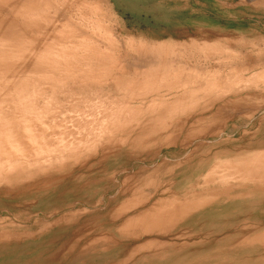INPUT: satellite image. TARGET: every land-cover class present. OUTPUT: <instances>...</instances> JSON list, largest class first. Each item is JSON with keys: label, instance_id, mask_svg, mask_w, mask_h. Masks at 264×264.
Wrapping results in <instances>:
<instances>
[{"label": "rangeland", "instance_id": "1", "mask_svg": "<svg viewBox=\"0 0 264 264\" xmlns=\"http://www.w3.org/2000/svg\"><path fill=\"white\" fill-rule=\"evenodd\" d=\"M2 1L3 3L0 0V28H1L0 41H2L0 49L2 47L3 49H5L4 48L5 45L3 41L5 42L7 41V43L9 44L12 41V39L16 37L18 38V40L13 39V42L11 44L14 45V40H17L19 42L20 38H22L23 39L22 42H24V40H26L27 38L26 41H28L29 44L28 42L26 44L28 46H30V43H33V46L35 48L36 44L34 43L38 41L37 42L38 46L36 47V49L38 48L40 52L41 50L42 52H44L43 50L44 48L42 47L41 49V44L39 46L38 43H40L41 41L45 42L48 39V37L56 36L58 33L53 35L49 33L52 31V29H54L53 31H56V29L58 30V28L55 29V26L59 27V29H61L60 28L61 26L63 29L58 31H61L60 33L65 32L63 35L66 34L68 35L69 33L68 35L69 38L67 37L66 38L67 40L70 39L72 42L68 40L69 43L67 44L66 39H61L62 37L63 38L65 37L61 34L62 37L60 39L62 40V43L64 40V43L66 44L60 46L58 43L53 41L52 38V41L51 40L50 41L55 43V45L54 43H52L54 45V48L56 45H59V47L57 46L56 47L62 49L63 51L66 50L64 51L65 54L67 52L72 51V54L70 55H72V58H74L73 55L76 56L77 58V59L75 58L76 62L80 58L81 59L85 58V56L88 53L91 54V57L89 54L88 55L90 59L89 62H87L89 60L87 57H86L87 60L86 58L83 59L84 62L83 60L82 62L81 60H79L78 62L79 65L76 64V62L75 63L73 62V64H76L80 68L83 67L82 69H80L79 67L78 69H76L77 66L74 67L75 65H72V63L70 62L72 61L70 60L71 56H69V58H67L68 56H66L68 53L65 55L66 57H63L64 61H66L65 58H67V62L65 63H67L68 66H66V68L68 67L67 69L69 71L70 69L72 70L73 68L75 70H80L78 71L79 73L76 75L77 78L72 76L73 79L71 80L74 81V83L72 84V81L69 80L71 78V76H69L71 75V73L69 74L68 70H66L64 67H63L64 69L63 68L62 69L64 71H67L68 75H66L65 72H62L63 70L60 71L61 73L59 71L53 73L54 70H51L53 71V72L50 71L51 73L49 71L47 72L46 69L48 67H46L45 69L44 66L45 64H49V63H47L48 61L47 62L45 61L46 62L45 63L43 61L44 59L40 60L42 62L33 60L35 62L32 61L33 63H29L33 58L36 59L35 57H37V56L33 57L35 54L31 53L34 50L33 46L29 47V49L31 48V52H30L31 54L29 55L30 59H31V55L33 54L32 56L33 58L30 61H28L29 56L27 55L29 54L28 52L29 49L27 51L26 49H24L26 52H28L26 53V57L28 58L27 59L25 56H23L25 54H22V52L20 54V51L22 50H21V46L17 44L18 43L17 41H16L17 43L15 42L16 44L14 46L9 45L16 50H12L13 51L12 52L10 48L9 49L6 48L7 52H3V53H8L9 50V52L11 51L12 53H14L16 51L14 55L10 53L13 55V57L11 55V57L13 58L12 60L13 62L17 60L18 56L27 59L26 63L23 62L24 61L23 58H21V60H23L21 63L18 62L19 60L18 59L17 62L20 65L18 64L14 66L12 63L11 66L7 67V65H5V63L7 62L6 59H8L9 61L7 62V64L10 65L11 62L9 60V58H11L9 57L10 55L8 56V54H6V57L7 56L8 57L4 58L3 56L5 54L4 55L0 54L1 57H3V58L0 57L1 60L3 59L6 61L4 62L2 60L4 62V65L7 67L6 70L8 69L7 71L5 70V66L1 64V60H0V64L1 66H3V68L1 69H3L4 72L5 71L7 72V74L5 73V76L3 77L4 73L0 69L1 70L0 72H2L0 73V75H2L0 76V80L2 79L1 81H3L4 79H6L5 84L8 83V80L10 82V79L11 81L13 79L14 81L15 79L17 80L19 79L18 80L19 82L22 81V78L23 81H25L26 83L27 80H25L24 78L30 77L31 79L32 77L34 81L31 80L30 82V79H28L29 80L28 85L29 83H31V87L33 86L34 89L37 90L33 92L39 93L38 95L40 96L42 95V93L39 92V90H41L42 87H44L42 89L49 87L48 89L45 90H50V91L44 93L45 95L47 94L49 97L46 95L47 96L46 98L44 95L43 101H45L48 98L51 100L52 96H50V94L51 92H53L52 90L56 91L59 89L58 92L56 91L57 93H55L57 97L55 94L53 95L54 97L53 102H55V97H56V102H57L56 103L57 105L55 104L56 108L55 105H53L54 103L52 104V101L50 102L49 100H46L47 102L48 101L49 102L47 103V105H45L46 102L43 103L42 100L39 101L38 99L39 97L37 98L38 101L36 100V103L33 102V100L32 103L33 104L35 103V105L37 104L36 106L33 105L34 108H36V110H38L39 104L43 103L44 105L43 106L44 108L42 107L43 111L38 112V114L42 113L44 115L43 116L41 114L43 118L45 117L44 119L41 118V120L43 119L44 121L46 118H50L51 116L53 120L52 124H55L54 122H56L57 124L59 122L61 124V121H64V119L66 121V122H62V124L64 125L63 128H62L63 125L60 124L55 125V126L60 125L58 129L57 127L53 128L54 130L57 129L56 131H54V136L61 135L60 138L54 137L52 134L53 133L52 130H51L52 133H50L48 129V128L51 129L49 125L53 126L50 123L52 122V120H50L51 118L49 119L50 121L49 123L46 121L48 119L45 120L47 123H43V122L40 123V125L41 124L44 125V126L42 125L43 128L40 130L44 131L45 129L46 131L47 129L48 131L46 132H49L48 138H45L46 140H43V142L45 141L44 143H46L47 140H49V136L52 135L51 136V138L53 137L52 139L55 138L54 140H56L57 138L58 139L57 141H59V139L60 141L61 140L63 141L64 149L62 148V151L64 150L66 151L67 148L65 147H68L67 152H64L67 153L68 156L62 154L63 152L61 153V151H59L61 154L56 152L59 155H61L59 157L58 156L55 157L54 153L52 154V156L49 158V163H48L51 166L46 167L47 168L46 171L40 172L41 170L39 168H36V166L39 167L42 164L41 162H38V164H36V166L31 169L33 173H30L31 174L30 176L25 178L26 175L24 176L21 175L19 177L21 179H16V180L14 179V184L12 185L13 187H17L22 184L27 185V187H29V190L25 195L23 194L21 195L22 197H18V199H16V206H14L15 208L11 207L8 199H6L3 196H0V234L2 233L0 236L4 238L6 236L12 237V238L11 237L5 238L6 240L7 239L9 240L6 241L8 243L4 242L5 241L4 238H2L4 239L3 240L4 243L0 241V264H264V253H263L264 242L263 243L260 242L261 239L263 241L262 237H264V194H263L264 190H261V188L264 185L263 184L264 170H262L264 169V165L263 167L261 166V163L264 164V162L262 161V159H264V0H162L163 5L161 7L150 6V7H145L144 9L131 6L130 3H128L125 0H70L69 4L73 2L72 5L69 4L65 5V3L63 2L64 0H62L64 5L61 6H58L57 4V2L59 3L61 2V0L60 1L53 0V2L57 4V7L58 8L60 7V10L64 13H61V11L57 9L56 5L54 6L55 3L53 4L52 0H51V4L49 5L48 3L50 2L48 0H45L46 3L44 5H42V2L38 3L40 2V0L37 1L30 0L35 3L37 2L39 4L38 6L39 8L41 4L43 6V7L41 6V8L46 7L48 8L49 11L54 10L51 9V7H50L51 10L49 9V6L53 4L52 7H55L56 8L55 10L57 12L58 10L60 11L58 12V15L59 13L62 14L58 16L56 11H53L54 13H56L55 14L56 16L52 18L53 16L52 12H49L48 15V12H46L48 10H46V8L42 10L41 8L40 9L38 8L39 12L43 10L46 12L45 13L43 11L40 14L38 11H36L38 13L36 14L35 9L37 8L34 9L33 13L36 15H42V13L43 14L45 13L44 15L47 14V16H43L45 17L44 22L50 19L49 20L50 23L51 22L53 23L54 26L52 25L53 28L51 29L50 28L51 24L48 21H46L48 22V24H50L49 28L51 30L50 29H49L50 31L48 30L49 33L46 32L47 30H45V33L43 32L44 31L43 28H45L44 26L45 24L43 25V22L39 23L40 20L39 21L37 20L38 22L37 25L41 24L43 26L41 28L40 25V29L38 28L39 30L35 29V27H37V25L35 24L36 22H33L34 26L36 25L35 27L29 26L31 21L28 20L27 22L25 20V17L27 15L23 13L25 8L27 7L25 6L27 4V1L26 4L24 3L25 2L24 0H21L22 2L19 0H15V1L12 0V2H10L11 0H8V3L10 2L9 4L5 3L6 0L5 1L2 0ZM35 3L33 4L37 5ZM46 4L48 7L45 6ZM19 5H21L20 8L16 10L15 8H18ZM34 5L32 6L31 4L32 9ZM11 6H13L12 8L14 10L11 8ZM21 7L22 8L24 7L23 8L24 10L21 9ZM31 8L29 5L27 7V10H31ZM20 9L21 11H23L22 12V14H24L23 16L20 15L21 12L20 14L18 12H17L18 14H16L15 12V10L19 11ZM31 11H28V13H30ZM33 13L29 14L27 19L33 16ZM48 16H50L51 18ZM33 17L38 19L37 17H42V16L35 17L34 15ZM55 17L57 21L54 20ZM34 18L33 19L30 18V19L34 20ZM55 21L57 22V24ZM23 22L25 23L26 26H24ZM72 22H74L76 26L73 25ZM69 23L71 25L70 27H69ZM47 26L48 25H46V27ZM4 27L6 29H4ZM30 28H32V30ZM3 29L6 31H2ZM19 30L23 31L22 33L23 35H25V38H23L24 36L22 37V34L19 35L20 33ZM36 30H38V33ZM40 30L43 31L39 33ZM53 31L51 33H53ZM18 36L21 37L19 38ZM11 37L13 38L8 40V38ZM40 39L41 41L39 42ZM50 41L49 43L48 41H46L50 46L49 45L47 46V44L46 45L43 44L44 46H46L45 51L48 50L49 47L50 50L53 49L52 44H50L51 43ZM7 43L5 44L7 45ZM76 43H78L79 45ZM87 43L89 44L90 47H88ZM21 44L25 45V43H21ZM136 44L137 45L139 44L140 46L139 45L137 46ZM17 45L20 46V50L19 48H14ZM64 46L66 49L63 48ZM5 47H8V45ZM23 47L24 46L22 45V49ZM76 47L80 48L81 50L77 49ZM57 48L54 49L56 51V53L54 52V54L56 55L62 52V50L59 49L56 50ZM17 49L19 51H17ZM139 50H141V52L144 50V52H146V55L144 56L146 57H144V59L142 58L139 62L137 61L134 62L135 61L134 59H136L137 56L136 51H138L139 53ZM51 51L52 54L50 52H49L50 54H48V51H46L47 53L45 52L44 53L41 52V53L42 55L45 54L44 57L47 54L49 56L51 55L50 57L47 56L48 60H50L51 57H52L51 59H55V60L58 59L55 58L57 56L53 54V50ZM108 51L111 53V55L109 54ZM17 52H19L18 56L15 55ZM38 52H36V55L38 54ZM73 52L76 53L78 52L79 55H77L78 53L74 54ZM92 52L94 54V57L92 56L93 55ZM129 52H131L132 54ZM151 52L155 53V55H153ZM96 53L97 56H100L98 54H102L104 55L103 56L104 58H107L109 60L110 63H107L108 60L106 59L107 64L105 65L106 66L108 65L109 67V69L107 67V70H109L110 72L107 75L108 76L110 75L109 79L112 80H109L107 76L105 77V79L103 77L102 78L100 77L104 75V73L102 72L106 73L107 70L102 69L105 67L100 66V64L99 66H96L97 63L95 62L99 60L98 59L99 57L97 58V56H95ZM156 54L159 55L160 58L159 56H156ZM62 55L63 53L60 54L61 57ZM40 56L41 55L39 53L38 58H40ZM77 56H80L79 59ZM14 57L16 58V60ZM91 59L93 60L92 62ZM110 59L112 60V62ZM152 60L154 62L153 65H152ZM57 61L60 62V60ZM17 62H15L14 64H16ZM43 62L45 64L41 66L42 64L39 63H43ZM130 62H132L133 65ZM36 63L38 64L35 66ZM68 63H70V65L73 67H71ZM83 63L85 64L89 63L90 64L89 66L92 69H94L93 68L94 67L93 64H94L96 66L95 69L99 67V69L101 68L100 70H103L101 72L99 70L101 75L99 73L97 74L98 79H91L92 76L90 75L91 77H89V79L86 80V82H84L85 80L82 79L80 76V74L81 75L83 74L82 71H84V69L86 70L85 67L86 65ZM111 63L113 65H111ZM22 64L23 66L25 65L23 68L21 66ZM56 64H58V62ZM56 64L53 63L50 66L55 68V66H57ZM59 64H61V67L64 66L62 65V63ZM135 65L136 67H134ZM110 66L112 68H110ZM116 66L119 67L117 69L120 71L116 69ZM40 67H44L42 68L43 72H40L42 71ZM50 68H48V70ZM153 68H154L153 71H155V69L159 70V68L164 69V70L163 69L159 70L163 72L162 74L160 72L159 75L160 77H158V78H162L163 80L154 77V79H157V81L160 80V82H157L156 80L155 82H153L154 79H152V81H149L147 77H145L144 74H146V76L148 74L150 75L154 74V72L152 71ZM57 69L55 71H57ZM157 70L155 72H159ZM150 71L152 73H150ZM164 71L167 73H165ZM44 72L45 75L41 76L43 75ZM10 73H12V75H8ZM47 73L48 76H46ZM59 73L61 75H63L62 73H65L63 76L69 77V78L67 77L66 79H68L69 82L70 81L71 82L70 84L68 83V85L66 82L67 86L69 85L74 86L76 83L77 85L74 86L75 88L73 86L66 88L64 84L63 86L64 88L59 86L57 89H54L57 86L55 85L54 82L64 80L62 82L65 83L66 80L65 78L60 76ZM13 74H16L17 76ZM30 74L33 75L30 76ZM37 74H39V76H37V78L39 77L38 80L40 79V77L41 78L45 77L46 79V77H49V75L52 77L53 76L56 77V75H58L57 80L54 77H53L54 79L52 77L49 78L48 81L45 79L42 80L40 79L44 83L45 82L49 83L50 81L49 85L51 84V82L54 81L53 82L54 87L52 85L49 86L46 83L45 84L42 83L43 85L42 86L40 84L41 81L39 82V85H37L36 83L38 81L35 82L37 78H33L34 75L36 77ZM91 74H93V72H91ZM158 74L155 73V75L157 76ZM165 74L168 76H166ZM164 75L167 78L169 77L168 81ZM162 76H164V78ZM59 77L60 78L62 77L63 79L61 78L62 80H60ZM78 78L80 80H78ZM114 78H116L117 81ZM165 78H166L165 83L166 81L168 83V86L167 84L165 85L167 86L166 88L163 85L165 84L164 83ZM50 79L53 80L51 81ZM99 80L103 81L102 85H101V81ZM23 81L19 82V84L21 83L20 87L22 89H23L22 87ZM80 81L81 83L84 84L89 81L88 83H90L92 86L88 83L87 84L89 86L87 84H85V86L83 84L80 85ZM108 81H110L109 84ZM132 81H134L133 84H131ZM3 82L0 83V88L1 86L5 87V84L4 85L2 84ZM18 82H13L14 84L15 83L17 84L14 85L15 86L14 92L16 93L17 96L19 95L21 97L22 95L24 96L25 93L22 92H19L20 94L17 93V91H21L20 90L21 88L18 86ZM126 82L127 85L125 89ZM148 82L150 83V86L153 82L152 86L154 84L157 85L159 83L161 85H157V86H161V87L158 88L156 85L154 87H150ZM175 83L179 87H177ZM32 84H35L37 86L41 85L39 87L40 89L39 90L36 89L35 87L37 86ZM99 84L101 85L100 87ZM12 85L10 86L13 87ZM140 85H142L143 89L144 88L145 89L143 90L142 86L140 87ZM10 86L8 83V88H6L7 87L6 86L5 87L6 89L3 88L2 89L8 91L9 93L11 92L10 96L12 98L13 96L12 94H14V92L12 93V91L14 90V88L12 90L11 88H9ZM16 86L20 89L17 90L18 88ZM146 86L148 88H152V91H150L151 89H149L148 91V89H146L147 88ZM29 87L27 88L26 86L24 89V91L26 90L27 92H29L28 94H26V100L28 97L32 95L35 96H32L31 99L37 97V94L30 92L31 88L29 89ZM33 87L32 90H34ZM88 87L93 88L94 90L93 89L90 90V88ZM155 87L158 89L155 90ZM78 88L80 89V91ZM2 89H0V91ZM69 89L71 90V92H67L69 91ZM64 90L65 92H63ZM77 90L79 91V94L81 93V95L87 92L86 94L87 96H89L88 97L89 101L91 100L99 101L98 104L96 105L93 102L94 104L93 105L92 103L88 102L87 98L84 99V97H87L86 94L85 96L83 95L82 99L80 98L76 99L75 97H81L77 93L78 92ZM42 91L45 92L44 90ZM59 91L60 94H62V96L59 94ZM74 91L77 92L75 93ZM89 91L91 92V94L93 93L92 96ZM124 91L127 95L131 92H132L131 94L133 95L129 94L128 96H125L123 94ZM145 92L147 94H145ZM30 93L31 95H29ZM63 93L65 95L71 93L72 96L71 94H69L70 96L68 95L71 100H68L69 98L67 97H65L66 100H64L65 98L63 97ZM88 93L90 95H88ZM58 94L63 98V100ZM27 95L29 96L27 97ZM17 96H13V97H17ZM58 96L59 99H57ZM20 97L18 98L20 99ZM18 98L17 100H19ZM72 98L73 99L75 98L77 100L76 101L74 99L76 103H74L75 101L72 100ZM23 99L24 98H22V100ZM83 99L85 100L86 103L85 102L82 103V101L80 102V100ZM28 101H29L28 103L31 105L32 104L31 100L29 99ZM58 101H60V103H58ZM61 101L63 103L67 101L70 104V107L68 103L67 105L62 104L66 106V108L60 105L62 103ZM104 101L107 102V104L102 105L104 104ZM77 102H80L82 105ZM84 103L87 106V108L90 107L88 109L89 112L86 110V106L84 105ZM121 103L125 105L124 108L122 107L123 105H121ZM153 103H155L154 106ZM49 104L51 108L52 107L54 108V109L51 108L49 109L53 111L52 113H54L56 110L55 113L57 114V117L58 115L60 116L58 117L59 119L56 117V114H54L55 117L57 118L56 119L53 116V114L50 113L51 111L49 112L50 114L47 113L48 116L50 115L49 117L47 116V114H45L47 111L45 107H49ZM75 104H77L78 109H76L77 106ZM168 105L171 106V108ZM58 106H60L61 110L60 108H58ZM95 106L96 109L94 108ZM102 106L103 107L110 106L109 108L110 110L111 107L113 106L112 114H110L111 113L110 110L109 112H107L108 108H106L107 111L105 108L104 109L101 108ZM151 106L153 107L156 106L155 110ZM178 106L179 108L182 109H184V107L186 106L187 110L178 109V111L174 112V110L176 109V107L178 108ZM163 107L166 109H164ZM73 108L76 111L78 110L77 111L78 113L76 112L77 114L74 113L75 111L74 112L72 111L74 110ZM81 108L82 111L85 110L89 114L91 112L90 114L91 117L89 118L88 116L90 115L88 113L86 114V112L83 113L88 115L87 117L84 116L85 114L83 113H82L83 115H81V113H79V109ZM92 108H94L95 110H93ZM97 108H99L98 109L100 110L99 112L96 111ZM116 108L117 109L119 108L117 114H116L117 111ZM120 108L123 109L124 112L127 111L125 114L129 115L132 113L131 115L134 118L130 115L129 119L132 117L131 121H133V123L135 120L138 122L140 121L139 124L135 123L137 126L135 125V127H133L134 125L131 124L132 123L131 121L130 124L128 120L124 121L123 118L125 119L126 116L124 117L125 115L124 113L119 114ZM128 108H130L131 111H129L130 109ZM45 109L46 111L44 113ZM64 109H66V111ZM102 109L104 112L102 111ZM132 109L134 110L137 109L135 111L136 112L138 111L137 112L138 116H136L137 113L134 110L133 112ZM139 109L141 112H139ZM151 109H153V111H156L157 109V111L160 113L158 115V112L156 111V114L160 118L154 117L156 116L154 115L155 112L150 114L152 112ZM57 110H60V113L63 111L61 115L60 113H58ZM69 110L73 114H71ZM172 110L174 112L173 114H172ZM30 111L34 113L32 110ZM30 111L29 113L31 115ZM146 111L148 112L151 111V112L148 113ZM92 112L95 114V116H92L93 114ZM108 113L110 115H108ZM113 113H115L116 115ZM135 113H136L135 115L136 117L133 115ZM147 113L150 116H148ZM162 113L165 114L166 117L170 116V113L172 114V116H170V120L164 119L165 121L163 122L165 123L162 122L163 124H160L159 122L162 121L160 114L163 115ZM38 114H35L37 119L38 116H41ZM65 114L68 117V119L65 116ZM78 114L81 116H78L80 118L77 120V117L75 116ZM111 115H112V119H114L115 117L116 118L112 120L110 118ZM119 115L121 117H119ZM70 116L71 117L73 116L74 118L73 117L72 118L74 120H77V122L73 121V119ZM82 116L84 117L82 118ZM165 116L164 118H166ZM92 117L95 118L96 120L92 119ZM117 117L121 122L117 119ZM150 117H152V120H150L151 119ZM53 118H55V121ZM108 118H110V120H108ZM154 118L156 119L158 118L157 119L158 121L155 122L156 119L153 121ZM91 119L94 122H92ZM39 120L37 122L38 124L39 122H41V120L40 121ZM104 120L105 121L108 120L109 123L112 120V123L107 124L108 123L107 121H106L107 123H104L105 122ZM117 120L119 122H117ZM98 121H99L98 124H100V121L103 123V124L101 123L100 126L102 127L99 130L98 128H96V126L99 127V125L98 124L96 125L95 123ZM71 122L74 123L72 128H71L72 125ZM85 122L87 123V125ZM89 123L91 124L90 128L93 129L87 127ZM112 124H114L115 127L111 128L112 126H114ZM122 124L123 125L126 124L129 128L127 126H124L122 128L121 127ZM92 125H96V126L93 127ZM109 125L112 131L115 130L114 133L115 132L119 133L118 135L117 133H115V135L113 136L114 133L110 132L109 134L110 136L108 135L110 142L107 140L108 138H106L107 134H103L102 132H100L101 130H103V132H105V130L106 132L109 131L110 129L108 127ZM156 125L159 127H156ZM103 126L105 127V130ZM142 126L144 128H142ZM160 126L163 128L162 130ZM120 127H121V131H120ZM64 128L67 130L65 131ZM106 128L109 129L107 130ZM127 128L129 131H127ZM147 128H149L150 131H147L148 130ZM158 128L160 129V131H158L159 130ZM94 129L95 131H92ZM152 129L155 130V132H153L155 133L154 134L155 136L151 133L153 131ZM59 130H62L64 132ZM96 130H97V135H94L96 134ZM46 132L44 133V135L47 134ZM55 132H57L58 134L55 135ZM61 132L63 134H60ZM125 132H128V135ZM147 132L152 134V136ZM101 133L103 134V137L100 138ZM91 134L93 135L90 136ZM41 135H43V133ZM98 135L99 137H97ZM141 135H143V137L145 138L143 139L140 138ZM149 135L151 136V139L153 141L149 138ZM146 137H148V140ZM69 138L72 139V141L69 140ZM74 139L75 141L73 142ZM94 139H100L97 141V143L99 144H95L93 142L95 144L94 145L92 142H90L93 141ZM121 139H123L122 140L123 143L120 141ZM80 141L81 144H83L85 141L86 145L83 144L84 145L83 146L77 143ZM94 141L96 142V140ZM149 141L155 142V144L150 142V144L147 145V147H141V146H146L145 144H148ZM118 142L119 144H116ZM103 143H105L106 145H103ZM111 143L114 144V146L112 145L113 147L111 146ZM90 144L94 145L95 147L90 146ZM57 145L58 147L60 146V148L62 147L60 144ZM78 145L81 146L80 148L83 149L86 148L87 150L89 149V151H85L84 154L83 153L84 150L83 149L79 150ZM117 145L120 147H118ZM137 147L138 148L141 147L145 149L141 150V148H139L140 150H137L138 149ZM70 149L73 150L71 152L74 154L78 153V151L81 154V156L80 154L79 156L78 155L76 156V154L74 155L75 158L79 157L76 162L77 164L75 163L76 160L73 161L75 159L74 156L73 158L71 157L73 154L70 153ZM107 150H110V152H107ZM91 151L94 152L96 151L95 153L92 152L93 156L92 154L89 153ZM102 151L103 152L105 151V153L101 154ZM89 154L91 156H89ZM64 155L67 158L71 157V159H73L72 160L73 163L71 162L70 158H68V160H70L69 162L68 161L66 162L67 158H65L64 161L66 163L64 161L63 163L62 159L65 157ZM87 156L90 158L88 159ZM251 156L255 158H252ZM99 157L101 158L103 157V158L99 159ZM59 158H61V160ZM84 158H86L87 160L85 159L86 160L85 161ZM97 158L99 160H97ZM242 158L244 159L245 162L247 163L250 162L251 164H254V162L255 163L259 162L257 166L259 168L260 166L262 167V169L260 168L261 173L263 172L262 175L260 176V173H258L255 177H254L255 175L254 173H252L251 175L252 178H259V180L258 179L256 180L257 182L259 181L258 183L251 180L252 182H248V185L246 184L243 187H241V191H238V187L237 189L235 188L234 190V188H232L233 185L231 186L229 183L227 185H221L219 188H217V185L220 184V181H218L219 179H216L218 177H215V180L213 179L214 182L212 179H209L212 182V184H208L210 183L208 180H207L208 182H206L205 184L204 182L206 178L205 176L208 173H210L209 170L213 169V167L216 168L222 165L224 162L225 164H227L226 162L229 161L237 162L236 160L238 159L242 161L243 160ZM54 159L57 162L53 161ZM59 160L63 164V167H61L62 164L59 163ZM79 160L80 163H78ZM55 162L58 163L57 165L61 164V166L60 165L59 166L62 168V170L59 166H57L59 167V169L56 168V165L53 166ZM70 163L72 167L70 166L65 167L66 166L65 164L70 165ZM91 163L92 165L94 164L93 167ZM258 167L257 170H259ZM51 169L52 171L53 170L56 171V169L60 171L57 170V173L54 172L53 174V172H51ZM31 170H29V172ZM48 171H50L49 174ZM22 176L24 177V179ZM41 178H48L46 184H44L43 186L39 185L40 183L37 184V182ZM261 181L263 185L261 184ZM254 182L256 184H254ZM10 183H12V181L6 183H4L3 181L1 182V186L2 185L3 187L7 186ZM257 184L258 187L259 184L262 185L259 187V190ZM51 186L54 188L52 189ZM254 187H256L257 190H255L256 188ZM252 189L253 191L255 190L257 192L256 193L255 191L253 192ZM239 192H241L242 195L245 197H242ZM236 193L239 197L236 195ZM245 194L246 195L250 194V195L246 196ZM232 195L235 196L236 199L235 197L233 199ZM201 198L204 199V201ZM205 198L207 200L212 198L211 199L212 201H207V200L205 201ZM199 199L200 201H198ZM30 200L33 202H31ZM195 201L196 202L198 201L197 202L198 204L195 203ZM207 202L212 205L216 204L214 208L213 207L211 208L212 210L208 211V214H206L205 209L200 208V206H202L201 204L203 203L206 204ZM196 204L198 206H196ZM182 205L184 208L182 207ZM184 205L186 206V208ZM165 206L168 208H166ZM189 206L191 211H189L188 209ZM43 208L46 209V211ZM181 209H183L184 211L186 209L189 212L185 211L186 215L185 214L183 215L182 212L184 211H182ZM155 211H157L158 213ZM53 212L55 213L53 214ZM159 212L161 214H159ZM179 212H181V214ZM169 213L171 214L173 213V215L171 214L169 215ZM174 213H176L177 216ZM61 215H62V220L58 219L59 220L58 221L57 218H61ZM158 215L160 216L158 217ZM157 219H159V221ZM160 220L164 221V224H162ZM165 221L167 222L165 223ZM13 224L16 226H14ZM20 234L21 236H19ZM22 234H24L26 238ZM15 235L16 236L18 235L19 237L18 240L15 239L17 238L14 237ZM249 236L250 238H247ZM2 239L0 238V240ZM15 240L17 241V243L12 242ZM22 240H24V242ZM259 242L261 243V245L262 244L263 245L261 246Z\"/></svg>", "mask_w": 264, "mask_h": 264}, {"label": "bare ground", "instance_id": "2", "mask_svg": "<svg viewBox=\"0 0 264 264\" xmlns=\"http://www.w3.org/2000/svg\"><path fill=\"white\" fill-rule=\"evenodd\" d=\"M4 1H5V0H4ZM6 1H7V2H6ZM6 1H5L6 4H9L10 2H12V0H11L9 3H8V0H6ZM14 1H15V0H14ZM19 1H21V0H19ZM24 1H25V2H24L25 4H26V1H27V4H28V5H27V4H26V5L23 4V5H25V6H27V7L30 5V8L34 5L33 3H35V2H32V1H35V0H32V1H30V0H29V1H28V0H24ZM36 1H37V0H36ZM43 1H44V2H43ZM48 1L50 2V3H48V5L51 4V0H48ZM48 1H47V2H48ZM59 1H60V0H59ZM65 1H66L67 3H66ZM68 1H69V2H68ZM1 2L3 3L2 0H1ZM21 2H22V1H21ZM41 2H42V5H44V4L46 3L45 0H42V1L40 0V2H38V3H41ZM52 2H53V0H52ZM63 2L65 3V5H68V4L70 3V0H64ZM63 2H62V0H61V2H59V3L57 2L58 6L64 5ZM5 3H4V4H5ZM29 3H30V4H29ZM38 3H37V2L35 3V4H37V5H34L33 9L31 8L32 11H31V10H27V7L25 8L26 11L23 9L24 7H23V8L21 7V9H23L24 12L21 11V9H20L19 11H16L17 9L20 8L21 5H19L18 8H15V7H14V8L16 9L15 12H16V14H18V13L20 14V12H21L20 15H22V16L24 15V14H22V12L25 13V15H27L26 17L24 16V17H25V20H26L27 22H28V20L31 21L30 24L32 23L31 25L29 24L30 27H31V26L33 27V26H34V23H33V22H36L35 24L37 25V24H38L37 20H38V21L40 20L39 23L43 22V25L45 24V25H44L45 28H43L44 31H43V30H42V31L45 33V30H47L46 32L49 33L48 30H49L50 28L52 29L54 25H53L52 22L50 23V21H49L50 19H48V20H46V21H48L51 25L48 24V22H46V21L44 22L45 17H43V16H47V14L44 15L46 12H48V15H49V12H52V15H53L52 18H53L54 16H56V15H55L56 13H57V15H58V12L61 11V10H60V7L58 8V7H57V4H56L55 2H53V4L55 3L54 6L56 5L57 9L60 10V11L58 10V12H57V11L55 10L56 8H55V7H52V6H53V4H52V5L49 6V9H50V7H51V9H54L53 11H56V13H54L51 9H50L51 11H49L48 8H46V7L41 8L42 5L40 4V8H41V10L46 8V10H48V11L45 12V11L43 10V11L45 12L44 14L42 13V15H36V14H38L36 11L39 12V9H40V8L38 7V6H39ZM60 3H61V4H60ZM31 4H32V6H31ZM72 4H73V2H72L71 4H69V5H72ZM76 4H77V3H76ZM87 4H88V3H87ZM23 5H22V6H23ZM5 6H6V5H5ZM36 6H37V7H36ZM45 6H47V4H46ZM12 7H13V6H11V8H12ZM16 7H17V6H16ZM42 7H43V6H42ZM47 7H48V6H47ZM35 8H37V9L39 8V9L37 10V9H35ZM73 8H74V7H73ZM12 9H13V8H12ZM34 9H35L36 14L33 13V12H34ZM61 9H62V8H61ZM79 9H80V8H79ZM81 9H82V8H81ZM13 10H14V9H13ZM28 11H31V12L28 13ZM43 11H40L39 14H40L41 12H43ZM99 11H101V10H99ZM17 12H18V13H17ZM26 12H27V14H26ZM97 12H98V11H97ZM32 13H33V16L35 15V17H36V16H42V17H37L38 19H36V18H34L33 16L30 15L31 17H30V16H29V17L32 18V19L34 18L35 21L32 20V19H30V18L27 19L28 15H29V14H32ZM61 13H64V12L61 11ZM85 14H86V13H85ZM20 15H19V16H20ZM59 15H62V14L59 13ZM59 15H58V16H59ZM63 15H65V14H63ZM50 16H51V13H50ZM50 16H48V17H50ZM58 16H57V17H58ZM20 17H21V16H20ZM48 17H47V18H48ZM82 17H83V16H82ZM39 18H40V19H39ZM41 18H43V19H41ZM47 18H46V19H47ZM50 18H51V17H50ZM85 18H86V17H85ZM85 18H84V19H85ZM57 19H58V18H57ZM41 20H42V21H41ZM54 20H56V17L54 18ZM26 21H25V23H26ZM56 21H57V20H56ZM56 21H55V22H56ZM58 21H59V20H58ZM55 22H54V24H55ZM60 22H61V21H60ZM23 23H24V22H23ZM25 23H24V26H26ZM46 23H47V24H46ZM72 23H73V25L76 26V24H74V22H72ZM72 23H71V24H72ZM56 24H57V22H56ZM27 25H28V23H27ZM36 25H35V26H36ZM40 25H41V24L37 25V27L34 26L35 29H38V28L40 29ZM43 25H41V28H42ZM46 25H48V26H47L48 29H47ZM49 25L51 26L50 28H49ZM52 25H53V26H52ZM86 25H87V24H86ZM90 25H91V24H90ZM90 25H89V26H90ZM38 26H39V27H38ZM67 26H68V25H67ZM67 26H66V27H67ZM70 26H71V25H70V23H69V27H70ZM75 26H74V27H75ZM27 27H28V26H27ZM77 27H78V26H77ZM56 28H58V30L63 29L61 26H60L61 29H59V27L55 26V29H56ZM64 28H65V27H64ZM0 29H1V28H0ZM4 29H6V28L4 27ZM4 29H3L2 31H6V30H4ZM30 29L32 30V28H30ZM39 29H38V30H39ZM51 29H50V30H51ZM66 29H67V28H66ZM73 29H74V28H73ZM73 29H72V30H73ZM78 29H80V28H78ZM7 30H9V29H7ZM38 30H36L37 33H38ZM50 30H49V31H50ZM53 30H54V29H52V31H53ZM58 30L56 29V31H58ZM33 31H34V30H33ZM42 31L40 30L39 33H41ZM52 31H51V32H52ZM56 31H53V33H51V32L49 33V34H52V35H53V34H56V33H58V34H57L56 36H54V37H48V39L46 40V41H48V43H49L50 40L52 41V38H53V41H55L56 43H58L60 46L63 45V44H64V45L66 44V43H64V40H63V43H62V40H61V39H66L67 44L69 43L68 40H69L70 42H72L70 39L67 40V38H69V37H68L69 33H68V35L66 34V35H67V36H66V35H63L65 32H64V33H60L61 31H58V32H56ZM65 31H67V30H65ZM80 31H81V30H80ZM91 31H92V30H91ZM19 32H20L19 35L22 34V37L24 36L23 38H25V35H23V33H22L23 31H20V30H19ZM62 32H63V31H62ZM69 32H70V31H69ZM1 33H2V32H1ZM6 33H7V32H6ZM34 33H35V32H34ZM59 33H60V34H59ZM61 34H62L63 36H65V37L63 38ZM2 35H3V34H2ZM52 35H51V36H52ZM60 35H61V36H60ZM72 35H73V34H72ZM72 35H71V36H72ZM99 35H100V34H99ZM59 36H60V37H59ZM75 36H76V35H75ZM18 37L20 38L21 36H18ZM55 37H56V38H55ZM61 37H62V38H61ZM66 37H67V38H66ZM78 37H79V36H78ZM98 37H99V36H98ZM12 38H13V37L8 38V40H9V39H12ZM46 38H47V37H46ZM46 38H45V39H46ZM50 38H51V39H50ZM58 38H59V39H58ZM60 38H61V39H60ZM89 38H91V37H89ZM6 39H7V38H6ZM13 39H17V40H18V38H16V37L13 38ZM13 39H12V41L10 40L11 42L9 41V42H10L9 44L7 43V41H6V42L3 41L5 46L8 45V47H5V46H4L5 49H3V47L1 48L2 50L0 49V51H2V52H0V54H2V55L5 54V55L3 56L4 58L6 57V54H8V56L10 55L9 57H11V55H12V54L14 55V53L16 52V51H15L14 53H12V52H13L12 50H16V49H13L12 46H14L18 41H17V40H14V45H13V44H11V43L13 42ZM20 39H22V38H20ZM20 39H19V42L17 43V44H19V45L21 46V50H22V51H20V54H21V52H22V54H25V55H23V56L26 57V53L29 52V54H27L28 56H29L31 53H34L35 55L33 56V54H32V55H31V59H32L33 57L37 56V57H35L37 60L34 59V58L31 60V59H30V56H29V57H28V58H29L28 61L31 60V62H29V63H33V62H35V61H40V60H42V59H44V60H43L44 62H45V61H46V62L48 61L47 63H49V64H45L46 62H45V63H44V62H43V63H39V64H42L41 66H43V65L45 64V66H44L45 69H46V67H48V68L51 67V68H52V69L50 68L49 70H48V68H47V69H46L47 72H48V71L50 72L51 70H54V72H53V71H51V72L56 73V72H58V71H59V72L62 71L64 68H65L66 70H68V69H67L68 67L66 68V66H68V65H67V63H65V62H67V58H69V56H71V57H70V60H72V61H70V62L72 63V65H75L74 67L77 66L76 64L79 65V63H78L79 60H81V62H82V60L85 59L86 57L89 59L88 55H89L90 53H88V54L85 56V58H83V59H81V58L79 59L80 56H77L79 60L76 62V61H75L76 56L73 55L74 58H72V55H70V54H72V51H71V52H67L68 54L66 53V54H67V55H66L65 52H64V51H66V50L63 51L62 49L57 48V47H59V45H56L57 47L55 46V48H57L56 50H58V49H59V50H62V52H61V51H60V52L63 53V55H62V57L60 56L61 53H60V54L58 53V55H56V54H54V52L56 53V51L54 50V49H55V48H54L55 43L50 41V42H51L50 44L54 43V45L52 44L53 49H51V50H53V54H54L55 56H57V57H55V58H58V59H56V60H55V59H51V58H52V57H51L50 60H48V57H47V56H49L48 54H50V53L52 54V51L50 50V47L48 48V50H46V51H48V54H47L45 57H44L45 54L42 55V53H44V52L47 53V52L45 51L46 46L43 45V44H45V45L47 44V46L49 45L46 41L44 42V41H41V39L39 40V42L41 41L40 43H38L39 46H40V44H41V49H42V47L44 48V49H43L44 52H42V50H41V52H42V53H41L40 50H38V48L36 49V47L38 46V45H37V42H38V41H37L36 43H34V44H36V45H35V48H34L33 43H30V46H28V45L26 44V43L28 42V41H26L27 38H26V40H24V42H22L23 39H22V40H20ZM55 39H56V40H55ZM43 40H44V39H43ZM59 40L61 41V44H60V41H59ZM93 40H94V39H93ZM16 41H17V42H16ZM84 41H86V40H84ZM15 42H16V43H15ZM43 42H44V43H43ZM127 42H128V41H127ZM130 42H131V41H130ZM1 43H2V41H0V46H1ZM5 43H7V45H6ZM21 43H25V45H24V44H21ZM89 43H90V42H89ZM91 43H92V42H91ZM128 43H129V42H128ZM132 43H133V42H132ZM28 44H29V42H28ZM31 44H32V45H31ZM76 44H78V43H76ZM9 45H12V46H9ZM19 45L15 46L14 48H19V50H20V46H19ZM22 45L24 46L23 49H22ZM26 45H27V47H26ZM42 45H43V46H42ZM71 45H72V43H71ZM78 45H79V44H78ZM87 45H88V47H90L88 43H87ZM111 45H112V44H111ZM136 45H137V44H136ZM138 45H139V44H138ZM138 45H137V46H138ZM2 46H3V44H2ZM32 46H33L34 50L32 49L33 51L31 52V48L29 49V47H32ZM49 46H50V45H49ZM75 46H76V45H75ZM129 46H130V45H129ZM131 46H132V45H131ZM137 46H136V47H137ZM139 46H140V45H139ZM25 47H26V48H25ZM52 47H51V48H52ZM73 47H74V46H73ZM94 47H95V46H94ZM152 47H153V46H152ZM6 48H8V49L10 48V50H11L12 52H11V51L9 52V50H8V53H3V52H7V49H6ZM11 48H12V49H11ZM61 48H62V47H61ZM63 48H65V46H64ZM74 48H75V47H74ZM74 48H73V49H74ZM76 48H77V47H76ZM92 48H93V47H92ZM122 48H123V47H122ZM137 48H138V47H137ZM137 48H136V49H137ZM139 48H140V47H139ZM24 49H26V51H27L28 49H29V50H28V52H26ZM65 49H66V48H65ZM70 49H71V48H70ZM77 49H80V48H77ZM84 49H85V48H84ZM87 49H88V48H87ZM105 49H106V48H105ZM19 50L17 49V51H19ZM49 50H50V51H49ZM80 50H81V49H80ZM141 50H142V49H141ZM141 50H139V53H138V51H136V55H137L138 57L136 56V59L133 58V59L135 60L134 62H136V61L139 62L142 58L144 59V57H146V56H144V55H146V52H144V50H143L142 52H144V53H142ZM151 50H152V48H151ZM23 51H25V52H23ZM38 51H39V52H38ZM131 51H132V50H131ZM145 51H146V50H145ZM155 51H156V50H155ZM30 52H31V53H30ZM36 52H38L37 55H36ZM49 52H50V53H49ZM57 52H59V51H57ZM78 52H79V51H78ZM78 52H77V53H78ZM82 52H84V51H82ZM88 52H89V51H88ZM108 52H109V51H108ZM118 52H119V51H118ZM157 52H158V51H157ZM10 53H12V54H10ZM39 53H40V55L42 56V58H41V56H40V58H38ZM73 53L75 54L76 52H73ZM77 53H76V54H77ZM105 53H106V52H105ZM105 53H104V54H105ZM129 53H131V52H129ZM133 53H134V52H133ZM148 53H150V52H148ZM151 53H152L153 55H155V53H153V52H151ZM92 54H93V52H92ZM109 54L111 55L110 52H109ZM131 54H132V53H131ZM152 54H150V55H152ZM13 55H12V57H13ZM15 55L18 56V55H19V52H17ZM65 55L68 56L67 58H65L66 61H64V58H63V57H66ZM77 55H79V53H78ZM98 55H100V56H97V53L95 54V56H97V58L99 57V58H98L99 60H97V61L94 60V61H96L95 63H97L96 66H99V64H100V66H104V67H105V68H102V69H104V70L106 69V70H107L108 65L106 66L105 64L110 63L109 60H108L107 58H104V57H103L104 55H102V54H98ZM160 55H161V54H160ZM8 56H7V57H8ZM20 56H22V55H20ZM32 56H33V57H32ZM50 56H51V55H50ZM50 56H49V57H50ZM92 56L94 57V54H93ZM101 56H102V57H101ZM118 56H119V55H118ZM148 56H149V55H148ZM156 56H159V55L156 54ZM162 56H163V54H162ZM0 57H1V55H0ZM3 57H1V58H3ZM7 57H6V58H7ZM12 57H11V58H12ZM18 57H19V56H18ZM18 57H17V60H18V59L20 60V61L18 60L19 63H21L23 60H24L23 62H25V63L27 62V61H26V60L28 59L27 57H26L27 59H25L24 57H19V58H18ZM43 57H44V58H43ZM90 57H91V54H90ZM93 57H92V59H93ZM107 57H108V56H107ZM151 57H152V56H151ZM153 57H154V56H153ZM1 58H0V60H1ZM11 58H9V60L11 61V62H10V65L7 64V62H9L8 59H6L7 62H6L5 60L2 59L4 62H6L5 65H7V67L11 66L12 63H13L14 66L19 64V63L17 62V60H16L15 57H14L15 60H16L15 62H17L16 64H14L15 62H13V61H12L13 58H12V59H11ZM21 58H23V60H21ZM61 58L63 59V61H62ZM87 58H86V60H87ZM97 58H96V59H97ZM159 58H160V56H159ZM38 59H39V60H38ZM76 59H77V58H76ZM92 59H91V62L93 61ZM106 59L108 60L107 63H106V61H107ZM117 59H118V58H117ZM2 60H1V64L4 65V62H3ZM33 60H35V61H33ZM54 60H55V61H54ZM57 60H60V62L57 61ZM110 60H111V59H110ZM145 60H146V59H145ZM147 60H148V59H147ZM153 60H155V59H153ZM153 60H152V65H153V63H154ZM32 61H33V62H32ZM50 61H51V64H50ZM52 61H53L54 64H56V63L58 62V64H56L58 67L55 66V68H56V67L59 68V69L56 68L57 71H55L56 69H55L54 67L50 66V65L53 64ZM89 61H90V59H89L87 62H89ZM120 61H121V60H120ZM149 61H150V59H149ZM2 62H3V63H2ZM40 62H42V61H40ZM63 62H64L66 65H65ZM73 62H74V63L76 62V64H73ZM83 62H84V60H83ZM87 62H85V63H87ZM111 62H112V60H111ZM115 62H116V61H115ZM146 62H147V61H146ZM146 62H145V63H146ZM59 63H62V65H64V66L61 67V64H59ZM85 63H83V64H85ZM93 63H94V62H93ZM113 63H114V62H113ZM116 63H117V62H116ZM130 63H132V62H130ZM167 63H168V62H167ZM1 64H0V69L3 68V66H1ZM27 64H28V63H27ZM27 64H26V65H27ZM37 64H38V63H36L35 66H36ZM68 64L70 65V63H68ZM114 64H115V63H114ZM119 64H120V63H119ZM5 65H4V66H5ZM19 65H20V64H19ZM59 65H60V67H61V70H60ZM85 65H86V66H85V67H86V70L84 69V71H82L83 74H82V75L80 74L81 78L85 80V81H84V80H83V81L86 82V80H88L89 77H91V76H92L91 79H98V78H97V77H98L97 74L99 73V74L101 75L100 72L103 71V70H100L101 68L99 69V67H98L97 69H95L96 66H95L94 64H93V66H94L93 68H94V69H92V68L89 66V65H90L89 63H88V64H85ZM87 65H88V66H87ZM111 65H113V64L111 63ZM132 65H133V63H132ZM152 65H151V66H152ZM156 65H157V64H156ZM21 66H22V68H23L25 65L23 66V64H22ZM21 66H20V67H21ZM70 66H71V65H70ZM81 66H82V65H81ZM139 66H140V65H139ZM143 66H144V65H143ZM149 66H150V65H149ZM7 67L5 66V70H6ZM12 67H13V66H12ZM44 67H40L41 70H42V68H44ZM63 67H64V68H63ZM71 67H73V66H71ZM78 67H79V66H77L76 69H78ZM87 67H88V68H87ZM131 67H133V66H131ZM134 67H136V65H135ZM161 67H162V66H161ZM33 68H34V67H33ZM35 68H36V67H35ZM62 68H63V69H62ZM79 68H80V67H79ZM82 68H83V67H81L80 69H82ZM110 68H112V67L110 66ZM117 68H119V67L116 66V69H117ZM137 68H138V66H137ZM154 68H155V66H154ZM154 68L152 69V71L154 70ZM45 69H44V70H45ZM69 69H70V68H69ZM108 69H109V67H108ZM123 69H124V68H123ZM133 69H134V68H133ZM160 69H161V68H159V70H160ZM162 69H163V68H162ZM162 69H161V70H162ZM1 70H2V72L4 73V75H3V77H4V76H5V73L7 74L6 71H7L8 69H7L5 72H4L3 69H1ZM1 70H0V71H1ZM99 70H100V72H99ZM117 70H118V69H117ZM156 70H157V69H155V71H156ZM159 70H157V71H159ZM163 70H164V69H163ZM70 71H71V72H70ZM70 71L68 70V73H69V74L71 73V75H69V76H71V78H70L69 80L73 79V77H76V75L79 73L78 71H80V70H75V69L73 68L72 70L70 69ZM107 71H108V72H107ZM107 71H106V73H105V72H102V73H104V75H103V76H100V77H101V78L103 77V78L105 79V77L107 76L108 79H109V78H110V77H109L110 75L108 76L107 74H109L110 71H109V70H107ZM118 71H120V70H118ZM155 71H153L154 74H151V75L148 74L147 76H146V74H144V75H145V77H147V79H148L149 81H152V79H154V77H157V78L160 77V76H159V75H160V72H161V74H162V72H163V71H159V72H155ZM167 71H168V70H167ZM2 72H0V73H2ZM40 72H43V70L40 71ZM45 72H46V71H45ZM45 72H44L43 75H41V76H44V75H45ZM51 72H50V73H51ZM62 72H65L66 75H68L67 71H64V70H63ZM91 72H93V74H91ZM136 72H137V71H136ZM164 72H165V71H164ZM170 72H172V71H170ZM12 73H14V72H12ZM12 73H10V74H8V75H12ZM53 73H52V74H53ZM60 73H61V72H60ZM60 73H59V74H60ZM65 73H62V74L64 75ZM87 73H89V74H87ZM137 73H138V72H137ZM139 73H140V71H139ZM150 73H152V72L150 71ZM155 73H157V74L159 73L158 76L155 75ZM165 73H167V72H165ZM179 73H180V72H179ZM181 73H183V72H181ZM41 74H42V73H41ZM120 74H121V72H120ZM184 74H185V73H184ZM186 74H187V73H186ZM8 75H7V76H8ZM13 75H16V74H13ZM25 75H28V74H25ZM32 75H33V74H30V76H32ZM63 75L60 74V76H62V77L65 78V79L68 77V76H67V77H64ZM90 75H91V76H90ZM111 75H112V74H111ZM165 75H166V74H165ZM165 75H164V76H165ZM172 75H173V73H172ZM189 75H190V74H189ZM0 76H2V75H0ZM16 76H17V75H16ZM37 76H39V74H37L36 77H35V75H34L33 78H37ZM46 76H48V73H47ZM57 76H58V75H56V77H54V76H53V77L56 78V80H57V78H58ZM72 76H73V77H72ZM164 76H162V77L164 78ZM166 76H168V75H166ZM166 76H165V77H166ZM177 76H178V75H177ZM187 76H188V75H187ZM10 77H11V76H10ZM24 77H25V76H24ZM27 77H28V76H27ZM51 77H52V76L49 75V77H46V79H45V77H43V78L40 77V79H41V80H42V79H45V80L48 81L49 78H51ZM53 77H52V78H53ZM62 77H61V78H62ZM78 77H79V75H78ZM100 77H99V78H100ZM148 77H150V78H148ZM171 77H172V76H171ZM38 78H39V77H38ZM38 78H37L36 81H35V82L38 81V82L36 83L37 85H39V82L41 81L40 79L38 80ZM47 78H48V79H47ZM54 78H53V79H54ZM61 78L59 77L60 80L63 79V78H62V79H61ZM68 78H69V77H68ZM76 78H77V77H76ZM118 78H119V77H118ZM166 78H167V77H166ZM166 78L164 79V83H165ZM168 78H169V77H168ZM168 78H167V81H168ZM185 78H186V77H185ZM254 78H255V77H254ZM259 78H260V77H259ZM3 79H4V78H3ZM24 79L27 80V81H26V83H25V81H23V78H22V81H23V83H22V84H23L22 87H23V89L20 87V86H21V85H20L21 83L19 84V82H22V81H19V82H18L19 79H18V80L15 79V81H14V79L12 80L13 82H18V86L21 88V89H20V88H18V87L16 86V87L18 88L17 90H19V89L21 90V91H17V90H16L17 93H18V94H20L19 92L25 93V95H24L25 97L21 94V95L23 96V97H22V96H21V97L24 98V99H23L24 101L22 100V98H21L19 95L17 96L16 93L14 92V91H15V86H14V85H15L16 83L14 84V83L11 81V79H10V82H9V80H8L9 86L13 84V85H12L13 87H11V86L9 87V88H11L12 90H13V88H14V90L12 91V93L14 92V94H12V95H13V96H17V97H13V96H12V98H11V96H10V93H11V92L9 93L8 91L3 90V89L8 88V83L6 82L7 84H5L6 79L3 80L4 82L1 81L2 79L0 80V83L3 82L2 84H3V85L5 84V87L7 86L6 88H5L4 86H1V88H0V89L3 88V89H2L3 91H2V90L0 91V92H1V93H0V196H3V197H5L6 199H8V200H9V204L11 205L12 208H15L14 206H16V199H18V197H22L21 195H23V194L25 195V194L28 192V190H29V187H27V185H23V184H22V185H19V186H17V187H13L12 185L14 184V179H15V180H16V179H21V178H19L21 175H23V176L26 175L25 178H27L28 176H30V175H31L30 173H33L31 169H32L33 167H35L36 164H38V162H41V163H42L40 166H42V167L45 166V167L42 168V167H40V166H39V167L36 166V168H39V169L41 170L40 172L46 171V170H47L46 167L51 166V165H49L48 163H49V158L52 156L53 153H54L55 157H57V156H58V157L61 156V155H59V154H61L62 152H63L62 154H65V155L68 156L67 153H64V152H67L68 147H65V148H67L66 151H65V150L62 151V148H63V145H64L62 140H61L62 142L60 141V139H59V141H57V140H58L57 138H56V140H54L55 138L52 139L53 137L51 138L52 135L50 134L51 136H49V140H47V142L44 143L45 141L43 142V140H46L45 138H48L49 132H46V131H48L47 129H46V131H45V129H44V131H41V130H40V129H42L43 126H44L43 124L40 125V123H42V122H43V123H47V122L49 123V122H50L49 119L51 118L50 120H52V117L49 115L50 118H46V119H48V120L45 119L47 122H46L45 120H44V121H45V122H44V121H43V119L45 118V117L43 118L44 115H43L42 113H39V114H38V112H42V111H43V108H44V107H43V106H44L43 103H44V102H46L45 105H47V103H48L49 101H50V102L52 101V104L54 103L53 105H55V104L57 103V102H56V97H57V95H56L55 93H57L59 89L56 90L57 92H56L55 90H52L53 92H54V91H55V92H54V93L51 92V94H50V96H52V99H51V100H50L49 98L46 99L48 95L46 94V95H47V96H46L44 93H46L47 91H50V90H45V89H48L49 87H46L45 89H42V88H44V87H42L41 90H39V89H40L39 87H40V86L42 85V83H44V82L41 81V83H40L41 85H40V86H37V85H35V84H32V85H35V86L38 87V88H37V87H35V88L38 89L39 92L42 93V95L40 96V95H38L39 93H37V92H36V93L33 92V91H37V90H35L33 86H32V87H33L34 90H32L31 83H29V85H30V87H29V85H28L29 80H28V79H30V77H28V78H24ZM53 79H52V80H53ZM59 79H58V80H59ZM82 79H81V80H82ZM106 79H107V78H106ZM114 79H116V78H114ZM114 79H113V80H114ZM145 79H146V78H145ZM158 79H162V78H158ZM176 79H177V78H176ZM176 79H175V80H176ZM181 79H182V78H181ZM183 79H184V78H183ZM204 79H205V78H204ZM256 79H257V78H256ZM262 79H263V78H262ZM31 80H33L32 77H31V79H30V82H31ZM50 80H51V79H50ZM52 80H51V81H52ZM56 80H55V81H56ZM66 80H68V79H66ZM66 80H65V83L62 82V81H64V80H62V81H56V82L53 81V82L55 83V85H57L54 89H57L59 86L63 87L64 84H65L66 88H67V87L69 88L70 86H73V85H69V86H67L68 83L70 84L71 81H72V84H73V83H74L73 80H71L70 82H69V80H68V81H66ZM74 80H75V79H74ZM76 80H77V79H76ZM78 80H80V79L78 78ZM78 80H77V81H78ZM109 80H112V79H109ZM155 80L157 81V79H154L153 82H155ZM162 80H163V79H162ZM33 81H34V80H33ZM33 81H32V83H33ZM43 81H44V80H43ZM99 81H101V80H99ZM104 81H105V80H104ZM116 81H117V79H116ZM116 81H115V82H116ZM167 81H166L165 84H163L164 86H165L166 84H167V86H168ZM53 82H51L50 85H49L50 81H49V83H47V82H45V83L48 84L49 86H51V85L53 86ZM57 82H59L60 84L57 83ZM66 82H67V85H66ZM78 82H79V81H78ZM88 82H89V81H88ZM88 82H87V83H88ZM90 82H91V81H90ZM94 82H95V81H94ZM109 82H110V81H108V84H109ZM130 82H131V80H130ZM133 82H134V81H132L131 84H133ZM153 82H152V84H153ZM157 82H160V80L157 81ZM178 82H179V80H178ZM182 82H183V81H182ZM201 82H202V81H201ZM241 82H242V80H241ZM241 82H240V83H241ZM251 82H252V81H251ZM258 82H259V81H258ZM10 83H11V84H10ZM45 83H44V84H45ZM56 83H57V84H56ZM62 83H63V85H62ZM87 83H85V84H87ZM102 83H103V81H101V85H102ZM106 83H107V82H106ZM106 83H105V84H106ZM135 83H136V82H135ZM144 83H145V82H144ZM148 83H149V82H148ZM162 83H163V81H162ZM171 83H172V81H171ZM171 83H170V84H171ZM184 83H185V82H184ZM24 84H25V86H24ZM58 84H59V85H58ZM81 84H83V85L85 86V84H84V83H81V81H80V85H81ZM88 84H90V83H88ZM88 84H87V85H88ZM105 84H104V85H105ZM112 84H114V83H112ZM124 84H125V83H124ZM152 84H151V86H150V83H149V86H150V87H154V86L156 85V84H154V85L152 86ZM175 84H176V83H175ZM16 85H17V84H16ZM75 85H77V84L75 83ZM75 85H74V86H75ZM90 85H91V84H90ZM101 85L99 84V87H100ZM126 85H127V82H126V84H125V89H126ZM147 85H148V84H147ZM157 85H161V84L158 83ZM157 85H156V86H157ZM163 85H162V86H163ZM26 86H27V88L29 87V89L31 88L30 92H33V93L37 94V97H34V98H35V101H34V98L31 99L32 96H35V95H32V96L28 97L29 95H31V93H30L29 95H27L28 98H27V100H26V94L29 93V92H27L26 90L24 91V89H25ZM42 86H43V85H42ZM74 86H73V87H74ZM78 86H79V85H78ZM88 86H89V85H88ZM91 86H92V85H91ZM97 86H98V85H97ZM113 86H114V85H113ZM121 86H122V85H121ZM130 86H132V85H130ZM137 86H138V85H137ZM141 86H142V85H140V87H141ZM167 86H165V88H166ZM176 86H177V84H176ZM185 86H186V85H185ZM53 87H54V86H53ZM104 87H105V86H104ZM114 87H115V86H114ZM122 87H123V86H122ZM122 87H121V88H122ZM140 87H139V88H140ZM146 87H147V86H146ZM157 87L159 88V87H161V86H157ZM177 87H179V86H177ZM27 88H26V89H27ZM63 88H64V87H63ZM74 88H75V87H74ZM88 88H90V87H88ZM88 88H85V89H88ZM119 88H120V86H119ZM158 88L155 87V90L158 89ZM169 88H171V87H169ZM50 89H51V88H50ZM78 89H79V88H78ZM81 89H82V88H81ZM83 89H84V87H83ZM92 89H93V88H90V90H92ZM116 89H117V87H116ZM135 89H136V88H135ZM142 89H143V86H142ZM144 89H145V88H144ZM144 89H143V90H144ZM146 89H148V91H149V89H151L150 91H152V88H148V87H147ZM8 90H9V89H8ZM42 90H44L45 92H43ZM65 90H68V89H65ZM65 90H64L63 92H65ZM93 90H94V89H93ZM127 90H128V88H127ZM129 90H130V89H129ZM139 90H140V89H139ZM77 91H78V90H77ZM77 91H76V92H77ZM79 91H80V89H79ZM79 91L77 92L78 94H79ZM85 91H87V90H85ZM131 91H132V90H131ZM131 91H130V92H131ZM140 91H141V90H140ZM145 91H146V90H145ZM148 91H147V93H148ZM188 91H189V90H188ZM3 92H4V93H3ZM6 92H7V93H6ZM26 92H27V93H26ZM67 92H71V90L69 89V91H67ZM74 92H75V91H74ZM76 92H75V93H76ZM81 92H82V91H81ZM83 92H84V91H83ZM89 92H90V91H89ZM92 92H93V91H92ZM122 92H123V91H122ZM132 92H133V91H132ZM132 92H131V93H132ZM153 92H154V91H153ZM48 93H49V92H48ZM75 93H73V94H75ZM86 93H87V92H85V94H86ZM131 93H129V94H131ZM140 93H141V92H140ZM140 93H138V94H140ZM143 93H144V92H143ZM143 93H142V94H143ZM147 93L145 92V94H147ZM150 93H152V92H150ZM155 93H156V92H155ZM54 94L56 95V97H55V102H53V99H54L53 95H54ZM59 94H60V91H59ZM59 94H58V95H59ZM69 94H71V93H69ZM69 94L65 95V94L63 93V97H64V98L67 97V98H69L68 100H71L70 97H69V96H70ZM85 94H83V95L85 96ZM90 94H91V92H90ZM90 94L88 93V95H90ZM95 94H96V93H95ZM123 94H124L125 96H128V95H129V94L127 95V94L125 93V91H124ZM135 94H136V93H135ZM142 94H141V95H142ZM44 95H45V97H46L45 99H46V100H49L48 102H47L45 99H44L45 101H43ZM60 95L62 96V94H60ZM60 95H59V96H60ZM64 95H65V96H64ZM68 95H69V96H68ZM79 95H80L81 97H75V98H76V99H78V98L82 99L83 95H81V93H80ZM79 95H78V96H79ZM92 95H93V93L91 94V96H92ZM131 95H133V94H131ZM148 95H149V94H148ZM9 96H10V97H9ZM42 96H43V97H42ZM59 96H58L57 99H59ZM61 96H60V97H61ZM71 96H72V94H71ZM76 96H77V94H76ZM86 96H87V94H86ZM91 96H90V97H91ZM135 96H138V95H135ZM135 96H134V97H135ZM139 96H140V95H139ZM18 97H20V99H19ZM38 97H39V98H38ZM40 97H41V98H40ZM48 97H49V96H48ZM88 97H89V96L84 97V99L87 98L88 102H90V103H92V104H93V102H94V104H96V105L98 104L99 101H92V100H91V101H92V102H91V101H89ZM131 97H132V96H131ZM17 98H18L19 100H17ZM37 98L39 99V101L42 100V102H43V103H41L42 106H41V104H39L38 110H36V108H34V106L37 105V104L35 105L36 100L38 101ZM61 98H62V97H61ZM61 98H60V99H61ZM75 98H74V99H75ZM29 99L31 100V103H32V100H33V102H35V103H34V104L32 103V104L30 105V104L28 103V102H29V101H28ZM74 99L72 98V100H74ZM76 99H75V100H76ZM84 99H83V100H84ZM90 99H91V98H90ZM98 99H99V98H98ZM175 99H176V98H175ZM14 100H15V101H14ZM62 100H63V98H62ZM64 100H66V98H65ZM75 100H74V101H75ZM83 100H80V102H81V101H82V103L85 102V100H84V101H83ZM87 100H86V101H87ZM25 101H26V102H25ZM74 101H73V102H74ZM76 101H77V100H76ZM76 101H75L74 103H76ZM61 102H62V101H61ZM73 102H72V104H73ZM80 102H77V103H80ZM96 102H97V103H96ZM102 102H103V100H102ZM58 103H60V101H58ZM67 103H68V102L65 101V103L62 102L60 105H62V104H64V105L66 104V105H67ZM85 103H86V102H85ZM85 103H84V105H85ZM52 104H51V105H52ZM68 104H69V103H68ZM80 104H81V103H80ZM94 104H93V105H94ZM105 104H107V102L104 101V104H102V105H105ZM157 104H158V103H157ZM173 104H175V103H173ZM33 105H34V106H33ZM53 105H52V106H53ZM56 105H57V104H56ZM56 105H55V108H56ZM64 105H62V106H64ZM75 105L77 106V104H75ZM78 105H79V104H78ZM81 105H82V104H81ZM88 105H89V103H88ZM99 105H100V104H99ZM108 105H109V103H108ZM108 105H107V106H108ZM113 105H114V104H113ZM121 105H123V106H122L123 108L125 107L124 104L121 103ZM154 105H155V103H153V106H154ZM163 105H165V104H163ZM181 105H182V104H181ZM29 106H30V107H29ZM73 106H74V104H73ZM76 106H75V108H76ZM79 106H80V105H79ZM85 106H86V105H85ZM85 106H84V107H85ZM91 106H92V105H91ZM107 106H104V107L102 106L101 108H103V109H104V108H105V109L108 108V111H107V109H106V111L109 112V110H110L109 108H110L111 105H110L109 107H107ZM114 106H115V105H114ZM116 106H117V104H116ZM153 106H151V107L154 108V110H155V107H156L157 105H156L155 107H153ZM168 106H169V105H168ZM42 107H43V108H42ZM64 107L66 108V106H64ZM64 107H63V108H64ZM69 107H70V104H69ZM71 107H72V105H71ZM88 107H89V106H88ZM92 107H93V106H92ZM98 107H99V106H98ZM112 107H113V106H112ZM112 107H111V110H110V111H111L110 114H112V112H113V111H112ZM169 107L171 108V106H169ZM169 107H168V108H169ZM180 107H182V106H180ZM32 108H33V109H32ZM39 108L42 109V110H40ZM45 108L47 109V111H46V109L44 110V113H45V111H46L45 114H47V113H49V112L51 111L50 113L53 114V116L55 117L54 114H56V113H55L56 110H55L54 113H52L53 111L49 109V108H51V107H50V104H49V107H45ZM58 108H60V106H58ZM58 108H57V109H58ZM89 108H90V107H89ZM89 108H87V106H86V110H87L88 112H89V110H88ZM94 108L96 109V106H95ZM94 108H92V109L95 110ZM163 108H164V107H163ZM170 108H169V109H170ZM173 108H174V107H173ZM48 109H49V110H48ZM51 109H54V108L52 107ZM70 109H72V108H70ZM73 109H74V108H73ZM76 109H78V106H77ZM83 109H85V108H83ZM98 109H99V108H97V110H96L97 112L100 111V110H98ZM103 109H102V111H103ZM116 109H117V108H116ZM128 109H130V108H128ZM161 109H162V108H161ZM164 109H166V108H164ZM178 109L181 110L182 108H179V106H178V108L176 107V109L174 110V112L178 111ZM184 109L187 110L186 106L184 107ZM184 109H182V110H184ZM30 110H32L34 113H32ZM35 110H36L37 112H36ZM39 110H40V111H39ZM60 110H61V108H60ZM60 110H57L58 113H60ZM62 110H63V109H62ZM64 110L66 111V109H64ZM118 110H119V108L117 109L116 114H117ZM121 110H122V112H121ZM125 110H126V109H125ZM133 110H134V109H132V111H133ZM135 110H137V109H135ZM135 110H134V111H135ZM148 110H149V109H148ZM151 110H152V112L150 111L151 113L148 112V111H146V112H148V113H150V114H152L153 112H155L154 115H156V116H154V117H158L157 114H156L157 109H156V111H153V109H151ZM158 110H159V109H158ZM29 111L31 112V115H30ZM69 111H70V110H69ZM72 111H73V112L75 111V112H74L75 114L78 113V112H77L78 110L76 111V110L74 109V110H72ZM80 111H82V108L79 109V113H81V115L85 114V113H83V112H86V114L88 113V112L85 111V110H83L82 112H80ZM96 111H94V112H96ZM106 111H105V112H106ZM129 111H131V109H130ZM134 111H133V112H134ZM159 111H160V110H159ZM163 111H164V110H163ZM163 111H162V112H163ZM35 112H36V113H35ZM62 112H63V111H62ZM62 112H61V113H62ZM76 112H77V113H76ZM103 112H104V111H103ZM107 112H106V113H107ZM114 112H115V109H114ZM119 112H120L119 114H121V113H124V114H125L127 111L124 112V110L120 108V111H119ZM135 112H136V111H135ZM137 112H138V111H137ZM137 112H136V113H137ZM139 112H141L140 109H139ZM157 112H158V111H157ZM168 112H169V111H168ZM174 112H173V110H172V114H173ZM27 113H28V115H30V116H28ZM50 113H49V114H50ZM61 113H60V115H61ZM70 113H71V111H70ZM82 113H83V114H82ZM92 113H93V112H92ZM136 113L133 114V115L135 116ZM148 113H147V114H148ZM159 113H160V112H158V115H159ZM163 113H164V112H163ZM163 113H162V114H163ZM166 113H167V111H166ZM35 114H38V115H41V114H42L43 116H42V115H41V116H38V115H37V116H38V119H37V117L35 116ZM66 114H67V113H66ZM66 114H65V116H66ZM71 114H73V113H71ZM86 114H85L84 116L87 117L88 115H86ZM88 114H89V113H88ZM90 114H91V112H90ZM90 114H89V115H90ZM99 114H100V113H99ZM110 114L108 113V115H110ZM113 114H115V113H113ZM116 114H115V115H116ZM131 114H132V113H131ZM131 114H129V115H128V114H125L124 117L126 116V118H125V119L123 118V120H124V121H127V120H128L129 124L132 122L131 124L134 125L133 127H135V125H136L137 123L139 124L140 121L138 122V121L135 120L136 122L134 121V123H133V121H131V118L133 117ZM172 114L170 113V116H172ZM81 115L78 114V115H76V116H75V115H73V116L77 117V120H78V119L80 118V117H78V116H81ZM97 115H98V113H97ZM127 115H128V118H127ZM130 115H131L132 117L129 119V116H130ZM47 116H48V114H47ZM47 116H46V117H47ZM49 116H48V117H49ZM62 116H63V115H62ZM62 116H61V118H62ZM73 116H72V117H73ZM84 116H82V118H83ZM92 116H95V114L93 113ZM103 116H104V115H103ZM122 116H123V114H122ZM136 116H138V113H137ZM136 116H135V117H136ZM148 116H150V115L148 114ZM160 116H161V119H162V121L159 122L160 124L165 123V122H163V121H165L166 119H169V120H170V116H167V117H169V118H167V117L165 116V114H163V115L160 114ZM164 116H165L166 118H164ZM39 117H40V118H39ZM56 117H57V114H56ZM56 117H55V118H56ZM58 117H60V116L58 115ZM58 117H57V118H58ZM66 117H67V116H66ZM70 117H71V116H70ZM70 117H69V118H70ZM72 117H71V118H72ZM88 117L90 118L91 115L88 116ZM113 117H115V116H113ZM119 117H121V116L119 115ZM41 118H43V119L41 120ZM55 118H53L54 121H55ZM57 118H56V119H57ZM73 118H74V117H73ZM73 118H72V119H73ZM89 118H88V119H89ZM100 118H101V117H100ZM102 118H103V117H102ZM110 118L112 119V115H111ZM110 118H108V120H110ZM115 118H116V117H115ZM115 118H114V119H115ZM133 118H134V117H133ZM150 118H151L150 120H152V117H150ZM158 118H160V117H158ZM158 118H157V119H158ZM36 119H37V120H36ZM39 119L41 120V122H39V124H38L37 122H38ZM58 119H59V118H58ZM63 119H64V118H63ZM67 119H68V117H67ZM92 119L96 120V119L93 118V117H92ZM92 119H91V121H92ZM97 119H98V117H97ZM114 119H112V120H114ZM117 119L119 120L118 117H117ZM155 119H156V118H154L153 121H154ZM157 119L155 120V122L158 121ZM164 119H165V120H164ZM171 119H172V118H171ZM40 120H39V121H40ZM77 120H74V119H73V121H75V122H77ZM85 120H86V118H85ZM102 120H103V119H102ZM108 120H106V121L108 122ZM112 120L110 121V123H109V122L107 123V122L104 120V121H105L104 123L111 124V123H112ZM118 120H117V122L120 121V120H119V121H118ZM59 121H61V120H59ZM67 121H68V120H67ZM82 121H84V120H82ZM82 121H81V122H82ZM130 121H131V122H130ZM62 122H66L65 119H64V121H61V124H60L59 122H58V124L63 125ZM79 122H80V121H79ZM89 122H90V121H89ZM92 122H94V121H92ZM92 122H91V123H92ZM115 122H116V120H115ZM120 122H121V121H120ZM128 122H127V123H128ZM162 122H163V123H162ZM166 122H167V121H166ZM50 123L52 124V123H53V120H52V122H50ZM54 123H55V124H52L54 127L49 125V127H51V129L48 128L49 131H50V133L53 132V133H52L53 136H54V131H56V130L60 127V125H59V126H55L57 123H56V122H54ZM71 123H72V125H71V128H72V126H73L74 123H73V122H71ZM85 123H86V122H85ZM95 123H96V125H97V124L99 123V121H98V122H95ZM101 123H102V122L100 121V124H98L99 127H97L96 125H92V126H93V127L96 126V128H98V130H99V129L102 127V126H100ZM135 123H136V124H135ZM58 124H57V125H58ZM67 124H68V123H67ZM75 124H77V123H75ZM102 124H103V123H102ZM119 124H121V123H119ZM160 124H159V125H160ZM39 125H40V126H39ZM42 125H43V126H42ZM46 125H47V124H46ZM83 125H84V124H83ZM86 125H87V123H86ZM90 125H91V124L89 123V125H88L87 127L90 128ZM105 125H106V124H105ZM105 125H104V126H105ZM112 125H114V124H112ZM164 125H166V124H164ZM164 125H163V126H164ZM75 126H76V125H75ZM80 126H81V125H80ZM84 126H85V125H84ZM104 126H103V127H104ZM106 126H107V125H106ZM124 126H127V125H126V124H124V125L122 124L121 127L123 128ZM130 126H131V125H130ZM136 126H137V125H136ZM56 127H57V129L54 130L53 128H56ZM63 127H64V125L62 126V128H63ZM77 127H78V126H77ZM108 127L110 128V125H109ZM113 127H115V125L112 126L111 128H113ZM121 127H120V131H121ZM127 127H128V126H127ZM156 127H159V126L156 125ZM65 128H66V125H65ZM65 128H64V130L66 131L67 129H65ZM74 128H75V127H74ZM83 128H85V127H83ZM109 128H108V129H109ZM111 128L109 129V131H107L108 133L106 132L105 127H104L105 132H103V130H101L100 132H102L103 134H107V135H106V138H108V135L110 134V132H113V133H114V131H115L114 129H113L114 131H112ZM117 128H119V127H117ZM128 128H129V127H128ZM128 128H127V131H129ZM142 128H144V127L142 126ZM145 128H146V127H145ZM160 128H161V130L163 129L161 126H160ZM60 129H61V128H60ZM90 129H93V128H90ZM106 129H107V128H106ZM108 129H107V130H108ZM125 129H126V127H125ZM147 129H148L147 131H150L149 128H147ZM158 129H159V128H158ZM51 130H52V132H51ZM110 130H111V131H110ZM142 130H143V129H142ZM152 130H153V129H152ZM156 130H157V129H156ZM59 131H62V130H59ZM92 131H95V129L92 130ZM116 131H117V130H116ZM123 131H124V130H123ZM158 131H160V129H159ZM45 132L47 133V134H46L47 137H46V135H44ZM62 132H64V131H62ZM62 132H61L60 134H63ZM118 132H119V131H118ZM153 132H155V130H153V131L151 132V133L154 135L155 133H153ZM42 133H43V135H41ZM90 133H91V131H90ZM102 133H101L100 138L103 137V134H102ZM115 133H117V132H115ZM115 133L113 134V136L115 135ZM125 133H127V135H128V132H125ZM147 133H148V132H147ZM56 134H58V133L55 132V135H56ZM85 134H86V133H85ZM93 134H94V132H93ZM93 134H91L90 136H92ZM98 134H100V133H98ZM118 134H119V133H117V135H118ZM122 134H123V133H122ZM129 134H130V133H129ZM143 134H146V133H143ZM148 134H150V133H148ZM152 134H150V135L152 136ZM88 135H89V133H88ZM88 135H87V136H88ZM94 135H97V130H96V134H94ZM111 135H112V134H111ZM150 135H149V138L151 139V136H150ZM156 135H158V134H156ZM60 136H61V135H60ZM60 136L57 135V136H54V137H59V138H60ZM104 136H105V135H104ZM109 136H110V135H109ZM123 136H124V135H123ZM147 136H148V135H147ZM154 136H155V135H154ZM62 137H63V136H62ZM81 137H83V136H81ZM97 137H99V135H98ZM97 137H96V138H97ZM139 137H140V136H139ZM79 138H80V137H79ZM92 138H94V137H92ZM124 138H125V137H124ZM140 138L143 139V138H145V137H143V135H141ZM146 138H147V140H148V137H146ZM51 139H52V140H51ZM62 139H63V138H62ZM77 139H78V138H77ZM77 139H76V140H77ZM82 139H83V138H82ZM164 139H165V138H164ZM69 140L72 141V139H70V138H69ZM80 140H81V139H80ZM90 140H91V139H90ZM90 140H89V141H90ZM94 140H96V142H95ZM94 140H93V141H90V142H92V143L94 142L95 144H99V143H97V141L100 140V139H94ZM107 140L109 141V138H108ZM122 140H123V139H121L120 141L123 143ZM145 140H146V139H145ZM151 140H152V139H151ZM52 141H55V142L57 141V142L55 143V142H52ZM74 141H75V139L73 140V142H74ZM81 141H82V140H81ZM81 141H80V142H77V143H79L80 145H83V144L86 145V142H85V141H84L83 144H81ZM101 141H103V140H101ZM113 141H114V140H113ZM120 141H119V142H120ZM124 141H126V140H124ZM142 141H143V140H142ZM142 141H141V142H142ZM152 141H153V140H152ZM164 141H165V140H164ZM68 142H69V141H68ZM109 142H110V141H109ZM119 142L116 143V144H119ZM121 142H120V143H121ZM137 142H138V141H137ZM150 142H151V141H149L148 144H145L146 146H141V147H147V145H149ZM71 143H72V142H71ZM71 143H70V144H71ZM94 143H93V144H94ZM101 143H102V142H101ZM107 143H108V142H107ZM114 143H115V142H114ZM151 143H154V144H155V142H151ZM57 144H60L62 147H61V148H60V146L58 147ZM70 144H69V145H70ZM95 144H94V145H95ZM124 144H125V143H124ZM137 144H138V143H137ZM65 145H66V144H65ZM94 145H91V144H90V146H94ZM103 145H106V144L103 143ZM112 145L114 146L113 143H111V146H112ZM122 145H123V144H122ZM152 145H153V144H152ZM83 146H84V145H83ZM87 146H88V145H87ZM113 146H112V147H113ZM117 146H118V145H117ZM117 146H115V147H117ZM120 146H121V144H120ZM120 146H118V147H120ZM123 146H124V145H123ZM71 147H72V146H71ZM76 147H77V144H76ZM78 147H79V150L83 149V148H80L81 146H79V145H78ZM94 147H95V146H94ZM97 147H98V146H97ZM103 147H104V146H103ZM112 147H111V148H112ZM141 147H139V148H141ZM92 148H93V147H92ZM99 148H100V145H99ZM99 148H98V149H99ZM137 148H138V147H137ZM139 148H138L137 150H140ZM63 149H64V148H63ZM71 149H72V148H71ZM71 149H70V153L73 154V155L71 156L72 158H73V156H74L75 154H76V156H77V155L79 156V154H80L79 151H78V153H75V154H74V153L71 152V151H73V150H71ZM93 149H94V148H93ZM95 149H96V148H95ZM101 149H102V148H101ZM101 149H100V151H101ZM107 149H109V148H107ZM112 149H113V148H112ZM126 149H127V148H126ZM143 149H145V148H141V150H143ZM146 149H147V148H146ZM74 150H75V149H74ZM83 150H84V152H83L84 154H85V151H89V149L87 150L86 148L83 149ZM110 150H111V149H110ZM110 150H107V152H110ZM59 151H61V153H60ZM75 151H76V150H75ZM105 151H106V150H105ZM105 151H104V152L102 151V153H101V152H100V153L103 154V153H105ZM126 151H127V150H126ZM56 152H58L59 154L56 153ZM92 152H94V151H91V152H89V153L92 154ZM95 152H96V151H95ZM95 152H94V153H95ZM98 152H99V151H98ZM112 152H113V151H112ZM259 152H260V151H259ZM70 153H69V154H70ZM83 153H82V154H83ZM100 153H99V154H100ZM126 153H127V152H126ZM90 154H89V156H91ZM106 154H107V153H106ZM251 154H252V153H251ZM259 154H260V153H259ZM259 154H258V155H259ZM65 155H64V156H65ZM95 155H96V154H95ZM107 155H108V154H107ZM107 155H106V156H107ZM110 155H111V154H110ZM133 155H134V154H133ZM243 155H244V154H243ZM253 155H254V154H253ZM258 155H257V156H258ZM80 156H81V154H80ZM92 156H93V154H92ZM241 156H242V155H241ZM259 156H260V155H259ZM71 157H68V158L71 159ZM84 157H85V156H84ZM94 157H95V156H94ZM109 157H110V156H109ZM251 157H252V156H251ZM65 158H67V157L65 156V157L62 159V162L64 161ZM68 158L66 159V162H67V161H68V162L70 161V160H68ZM74 158H75V156H74ZM76 158H77V157H76ZM76 158H75L74 160L71 159V162L73 163V161L76 160V161H75V163H76L79 157H78L77 159H76ZM82 158H83V157H82ZM87 158L89 159L90 157L87 156ZM100 158H101V157H99V159H100ZM102 158H103V157H102ZM102 158H101V159H102ZM236 158H237V157H236ZM252 158H255V157H252ZM59 159L61 160V158H59ZM85 159H86V158H84V160H85ZM99 159L97 158V160H99ZM242 159H243V158H242ZM259 159H260V158H259ZM259 159H258V160H259ZM261 159H262V158H261ZM60 160H59V163H61ZM72 160H73V161H72ZM82 160H83V159H82ZM86 160H87V159H86ZM86 160H85V161H86ZM256 160H257V159H256ZM53 161H56V160L54 159ZM100 161H101V160H100ZM228 161H229V160H228ZM236 161H237V162H235V161H229V162H226L227 164H225V162H224V163H223L224 165H223V164L220 165V166L217 165L218 167H216V168L213 167V169H211L212 171L209 170L210 173H208V174L205 176L206 178L203 177V178H205V180H206V181L204 180L205 184H206V182H208V181L210 182V183H208V184H212V182H211L209 179H212V180L214 179V180H215V177H218V178H216V179H219L218 181H220V184L217 185V188H219L221 185H227V184L229 183L231 186L233 185L232 188H234V190H235V188L237 189V187H238V191H241V187H243V186L246 185V184L248 185V182H252V181H255L256 183L259 182V181H258V182L256 181L257 179L259 180V178H252L251 175H252V173H254V174H255L254 177H255L258 173H260V176H261L263 172L261 173L260 170L262 169V167H263L264 164L261 163V166H262V167L260 166V168H261V169H260V168L257 166L259 162H257V163L254 162V164H251L250 162H249V163L245 162L244 159H243L242 161L239 160V159L236 160ZM239 161H240V162H239ZM248 161H249V160H248ZM254 161H255V159H254ZM262 161L264 162V159H262ZM56 162H57V161H56ZM56 162H55V164H54L53 166L56 165V168L59 169V167L61 166L62 163L59 164V165H60V166H59V165H57L58 163H56ZM64 162H65V161H64ZM64 162H63V163H64ZM66 162H65V163H66ZM81 162H82V161H81ZM96 162H97V161H96ZM78 163H80V160L78 161ZM93 163H94V162H93ZM216 163H217V162H216ZM47 164H48V165H47ZM76 164H77V163H76ZM84 164H85V163H84ZM25 165H26V166H25ZM65 165H66L65 167H68V166L72 167L71 163H70V165H68V164H65ZM80 165H82V164H80ZM80 165H79V167H80ZM89 165H90V164H89ZM89 165H88V167H89ZM91 165H92V163H91ZM93 165H94V164H93ZM93 165H92V167H93ZM95 165H96V164H95ZM53 166H52V167H53ZM57 166H59V167H57ZM74 166H75V164H74ZM61 167H63V164H62ZM61 167H60V168H61ZM79 167H77V168H79ZM108 167H109V165H108ZM257 167L259 168V170H257ZM36 168H35V170H36ZM77 168H76V169H77ZM52 169H53V168H52ZM52 169H51V172H53V174H54V172L57 173V170H58V169H56V171H55V170L52 171ZM89 169H92V168H89ZM29 170H31V171L29 172ZM61 170H62V168H61ZM63 170H64V168H63ZM68 170H69V169H68ZM85 170H86V169H85ZM87 170H88V169H87ZM262 170H264V169H262ZM25 171H26V172H25ZM58 171H60V170H58ZM106 171H107V170H106ZM86 172H87V171H86ZM38 173H39V172H38ZM49 173H50V171H48V174H49ZM66 173H67V172H66ZM102 173H103V172H102ZM205 173H206V172H205ZM91 174H92V173H91ZM263 174H264V173H263ZM36 175H37V173H36ZM56 175H57V174H56ZM79 175H80V174H79ZM23 176H22V177H23ZM65 176H66V175H65ZM85 176H86V174H85ZM258 176H259V175H258ZM258 176H257V177H258ZM17 177H18V178H17ZM47 177H50V176H47ZM63 177H64V176H63ZM78 177H79V176H78ZM34 178H35V177H34ZM76 178H77V176H76ZM76 178H75V179H76ZM203 178H202V179H203ZM207 178H208V179H207ZM250 178H251V179H250ZM23 179H24V177H23ZM37 179H38V177H37ZM47 179H48V178H41L38 182H37V181H36V182H37V184L40 183L39 185L43 186L44 184H46ZM61 179H62V177H61ZM253 179H254V180H253ZM55 180H56V179H55ZM59 180H60V179H59ZM207 180H208V181H207ZM214 180H213V182H214ZM251 180H252V181H251ZM260 180H261V177H260ZM263 180H264V179H263ZM3 181H4V183H6V182H11V181H12V183L8 184V185H7L8 187H7V186H4V187H3V185L1 186V182H3ZM30 181H31V180H30ZM70 181H71V180H70ZM20 182H21V181H20ZM28 182H29V181H28ZM61 182H62V181H61ZM255 182H254V184H256ZM31 183H32V182H31ZM31 183H30V184H31ZM65 183H66V182H65ZM69 183H70V182H69ZM90 183H91V182H90ZM90 183H89V184H90ZM93 183H94V182H93ZM235 183H236V184H235ZM214 184H215V183H214ZM261 184H262V181H261ZM263 184H264V183H263ZM263 184H262V185H263ZM32 185H33V184H32ZM262 185L259 184V187L262 186ZM32 187H33V186H32ZM32 187H31V188H32ZM51 187H52V186H51ZM257 187H258V184H257ZM259 187H258V190H259ZM263 187H264V185H263ZM263 187L261 188V190H264ZM53 188H54V187H52V189H53ZM254 188H256V187H254ZM94 189H95V188H94ZM31 190H32V189H31ZM42 190H43V189H42ZM42 190H41V191H42ZM50 190H51V189H50ZM247 190H248V189H247ZM255 190H257V188H256ZM255 190H254V191H255ZM38 191H39V190H38ZM47 191H48V190H47ZM47 191H46V192H47ZM56 191H57V190H56ZM245 191H246V190H245ZM252 191H253V189H252ZM254 191H253V192H254ZM33 192H34V191H33ZM36 192H37V191H36ZM54 192H55V191H54ZM243 192H244V190H243ZM256 192H257V191H255V193H256ZM263 192H264V191H263ZM263 192H260V193H263ZM30 193H31V192H30ZM43 193H45V192H43ZM239 193L241 194L242 197H245V196L242 195L241 192H239ZM36 194H37V193H36ZM250 194H251V193H250ZM250 194H248V195H250ZM252 194H253V193H252ZM263 194H264V193H263ZM29 195H30V194H29ZM236 195H237V193H236ZM245 195H246V194H245ZM248 195H246V196H248ZM33 196H35V195H33ZM44 196H45V194H44ZM63 196H64V195H63ZM232 196H233V195H232ZM232 196H231V198H232ZM237 196H238V195H237ZM251 196H252V195H251ZM27 197H28V195H27ZM67 197H68V196H67ZM234 197H235V196H233V199H234ZM238 197H239V196H238ZM59 198H60V197H59ZM199 198H200V197H199ZM228 198H230V197H228ZM19 199H20V198H19ZM201 199H202V198H201ZM208 199H209V198H208ZM211 199H212V198H211ZM211 199L207 200V199L205 198V201H206V200H207V201H212ZM213 199H214V198H213ZM235 199H236V197H235ZM33 200H34V199H33ZM202 200L204 201V199H202ZM202 200H201V201H202ZM3 201H4V200H3ZM19 201H20V200H19ZM30 201H31V200H30ZM198 201H200V199H199ZM198 201H197V202H198ZM203 201H202V202H203ZM31 202H33V201H31ZM53 202H54V201H53ZM64 202H65V201H64ZM64 202H63V203H64ZM185 202H186V201H185ZM188 202H189V201H188ZM197 202L195 201V203H197ZM202 202H201V203H202ZM4 203H5V202H4ZM17 203H18V202H17ZM29 203H30V202H29ZM54 203H55V202H54ZM183 203H184V202H183ZM195 203H193V204H195ZM204 203H205V202H204ZM204 203L201 204L202 206H200V208L205 209L206 214H208V211L212 210L211 208H212V207L214 208L215 205H216V204H215V205H212V204H210V203H208V202H207L206 204H204ZM61 204H62V203H61ZM70 204H71V203H70ZM175 204H178V203H175ZM175 204H173V205H175ZM179 204H180V203H179ZM197 204H198V203H197ZM197 204H196V206H198ZM21 205H22V203H21ZM29 205H30V204H29ZM170 205H171V203H170ZM173 205H172V207H173ZM18 206H19V204H18ZM27 206H28V205H27ZM51 206H52V205H51ZM53 206H54V205H53ZM65 206H66V205H65ZM176 206H177V205H176ZM184 206H185V205H184ZM187 206H188V204H187ZM194 206H195V205H194ZM194 206H193V207H194ZM203 206H204V207H203ZM72 207H73V206H72ZM163 207H164V206H163ZM165 207H166V206H165ZM169 207H170V206H169ZM172 207H171V208H172ZM182 207H183V205H182ZM182 207H181V208H182ZM191 207H192V205H191ZM21 208H23V207H21ZM50 208H52V207H50ZM66 208H67V207H66ZM166 208H168V207H166ZM183 208H184V207H183ZM185 208H186V206H185ZM198 208H199V207H198ZM43 209H44V208H43ZM60 209H62V208H60ZM175 209H176V208H175ZM188 209H189V211H191V210H190V206H189ZM195 209H196V208H195ZM9 210H11V209H9ZM23 210H24V209H23ZM44 210L46 211V209H44ZM85 210H86V209H85ZM165 210H166V209H165ZM181 210L184 211L183 209H181ZM1 211H2V210H1ZM15 211H16V210H15ZM57 211H59V210H57ZM80 211H81V210H80ZM82 211H83V209H82ZM160 211H161V210H160ZM178 211H180V210H178ZM185 211L187 212L188 210L185 209ZM185 211L182 212L183 215L186 213ZM189 211H188V212H189ZM193 211H195V210H193ZM4 212H5V211H4ZM60 212H61V211H60ZM155 212H157V211H155ZM155 212H154V213H155ZM163 212H164V211H163ZM54 213H55V212H53V214H54ZM57 213H58V212H57ZM62 213H63V212H62ZM150 213H152V212H150ZM157 213H158V212H157ZM179 213L181 214V212H179ZM15 214H16V213H15ZM65 214H66V213H65ZM159 214H161V213L159 212ZM170 214H171V213H169V215H170ZM174 214L176 215V213H174ZM41 215H42V214H41ZM50 215H51V214H50ZM171 215H173V213H172ZM178 215H179V214H178ZM185 215H186V214H185ZM72 216H73V215H72ZM159 216H160V215H158V217H159ZM176 216H177V215H176ZM32 217H33V216H32ZM148 217H149V216H148ZM158 217H156V218H158ZM173 217H174V216H173ZM41 218H42V217H41ZM49 218H50V217H49ZM163 218H164V217H163ZM10 219H11V218H10ZM58 219H61V220H62V215H61V218H57V220H58ZM143 219H144V218H143ZM160 219H162V218H160ZM168 219H169V218H168ZM177 219H178V218H177ZM177 219H176V220H177ZM179 219H180V218H179ZM8 220H9V219H8ZM61 220H60V221H61ZM157 220L159 221V219H157ZM165 220H166V219H165ZM1 221H2V219H1ZM58 221H59V220H58ZM64 221H65V220H64ZM151 221H152V220H151ZM160 221H161V220H160ZM170 221H171V220H170ZM42 222H43V221H42ZM53 222H56V221H53ZM61 222H62V221H61ZM82 222H83V221H82ZM161 222H162V224H164V221H161ZM166 222H167V221H165V223H166ZM57 223H59V222H57ZM128 223H129V222H128ZM146 223H147V222H146ZM146 223H145V225H146ZM148 223H149V222H148ZM19 224H20V223H19ZM38 224H39V223H38ZM52 224H53V223H52ZM131 224H132V223H131ZM154 224H156V223H154ZM7 225H8V224H7ZM13 225H14V224H13ZM33 225H34V224H33ZM59 225H60V224H59ZM14 226H16V225H14ZM34 226H35V225H34ZM54 226H55V225H54ZM129 226H130V225H129ZM143 226H144V224H143ZM152 226H153V225H152ZM250 226H251V225H250ZM45 227H46V226H45ZM48 227H49V226H48ZM64 227H65V226H64ZM245 227H246V226H245ZM46 228H47V227H46ZM67 228H68V227H67ZM147 228H148V227H147ZM147 228H146V229H147ZM150 229H151V228H150ZM241 229H242V228H241ZM141 230H142V229H141ZM167 230H168V229H167ZM62 231H63V230H62ZM147 231H148V230H147ZM150 231H151V230H150ZM157 233H158V232H157ZM259 233H260V232H259ZM1 234H2V233H1ZM1 234H0V235H1ZM6 234H7V233H6ZM10 235H11V234H10ZM22 235L24 236V234H22ZM30 235H32V234H30ZM30 235H29V236H30ZM33 235H34V234H33ZM186 235H187V234H186ZM19 236H21V234H20ZM179 236H182V235H179ZM190 236H191V235H190ZM7 237L10 238L11 236H6L5 238H7ZM14 237H17V238H15L16 240H18V238H19L18 235H17V236L15 235ZM24 237H25V236H24ZM36 237H37V236H36ZM184 237H185V236H184ZM0 238L2 239V238H4V237L0 236ZM5 238H4V239H5ZM11 238H12V237H11ZM25 238H26V237H25ZM25 238H24V239H25ZM247 238H250V236L247 237ZM262 238H263V241H262L261 238H259V239H261V240H260L261 243L264 242V237H262ZM4 239H2V240H0V241L3 242ZM20 239H21V238H20ZM76 239H77V237H76ZM259 239H258V240H259ZM16 240H15V241H12V242H16V243H17ZM39 240H41V239H39ZM6 241H9V240H8V239H7V240L5 239L4 242H6ZM22 241L24 242V240H22ZM29 241H30V240H29ZM32 241H33V240H32ZM72 241H73V240H72ZM196 241H197V240H196ZM247 241H248V239H247ZM4 242H3V243H4ZM18 242H19V241H18ZM20 242H21V241H20ZM26 242H27V241H26ZM70 242H71V241H70ZM244 242H245V241H244ZM260 242H259V243H260ZM6 243H8V242H6ZM45 243H46V242H45ZM184 243H185V242H184ZM189 243H190V242H189ZM256 243H257V242H256ZM261 243H260V245H261ZM247 244H248V243H247ZM239 245H240V244H239ZM262 245H263V244H262ZM262 245H261V246H262ZM236 247H237V246H236ZM263 253H264V252H263Z\"/></svg>", "mask_w": 264, "mask_h": 264}, {"label": "crops", "instance_id": "3", "mask_svg": "<svg viewBox=\"0 0 264 264\" xmlns=\"http://www.w3.org/2000/svg\"><path fill=\"white\" fill-rule=\"evenodd\" d=\"M125 1L130 3L131 6L142 8V9H144L145 7H150V6L161 7L163 5L162 0H125Z\"/></svg>", "mask_w": 264, "mask_h": 264}]
</instances>
